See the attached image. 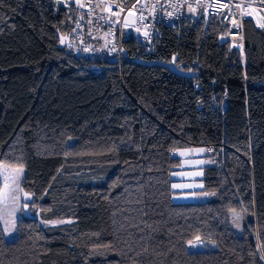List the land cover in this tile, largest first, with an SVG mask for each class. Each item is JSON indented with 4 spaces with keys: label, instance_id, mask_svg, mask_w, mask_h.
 Returning <instances> with one entry per match:
<instances>
[{
    "label": "trees",
    "instance_id": "trees-1",
    "mask_svg": "<svg viewBox=\"0 0 264 264\" xmlns=\"http://www.w3.org/2000/svg\"><path fill=\"white\" fill-rule=\"evenodd\" d=\"M82 16L0 0V163L24 167L34 196L14 240L0 223V264H264V30L244 20L242 49L189 14L152 43L125 34L119 66L58 47ZM188 147L206 148L205 201H174Z\"/></svg>",
    "mask_w": 264,
    "mask_h": 264
},
{
    "label": "built area",
    "instance_id": "built-area-1",
    "mask_svg": "<svg viewBox=\"0 0 264 264\" xmlns=\"http://www.w3.org/2000/svg\"><path fill=\"white\" fill-rule=\"evenodd\" d=\"M53 1L62 6L69 4L68 0ZM72 1L85 12V16L75 21L70 41L67 44L69 49L83 56L100 54V48L95 45L94 41L101 33L100 29L104 27L106 31L104 55L116 61L119 66L122 59V41L129 27L132 29L130 34L134 39L152 43L157 35L158 23L174 26L189 14L206 15L219 18L226 26L230 38L244 42V20L251 19L257 28L264 24V0ZM129 12L134 14V25L126 24L122 20ZM140 29L143 33L137 32ZM99 38L103 39L102 35ZM171 63L175 65V61ZM194 89H198L197 83H194ZM175 156H179L178 151Z\"/></svg>",
    "mask_w": 264,
    "mask_h": 264
},
{
    "label": "crops",
    "instance_id": "crops-1",
    "mask_svg": "<svg viewBox=\"0 0 264 264\" xmlns=\"http://www.w3.org/2000/svg\"><path fill=\"white\" fill-rule=\"evenodd\" d=\"M177 151L183 168L174 172V181L172 182L174 201H199L206 194L202 180L206 148L188 147Z\"/></svg>",
    "mask_w": 264,
    "mask_h": 264
},
{
    "label": "rangeland",
    "instance_id": "rangeland-1",
    "mask_svg": "<svg viewBox=\"0 0 264 264\" xmlns=\"http://www.w3.org/2000/svg\"><path fill=\"white\" fill-rule=\"evenodd\" d=\"M113 21L116 22V20H113ZM258 28L261 29V30H264V27H262V26L258 27ZM131 30L132 29L130 27L128 29H126V34L131 33ZM105 32H106L105 30H102V32L100 34L103 37L102 41L104 40L103 43H102V46H97L98 48H100V50H99L100 52H103L104 49H105V36H106ZM137 32L143 33V30L140 29ZM228 38H230V37L227 36V37H224L223 39L226 40ZM236 42L243 49L244 42H241V41H236ZM104 54H105V52H104ZM72 142H73V138H70L68 140V144H72ZM19 168L20 167H13V166H8V165H6L4 163H0V173H2V175H0V181L4 182L5 185L7 183V185L11 186L12 179H13L14 175L16 174V172H17V170ZM23 170L24 171H23V175H22V178H21V184H22V181L24 180L25 175H26V169L24 167H23ZM5 177H7V181H5ZM21 184H20V186H21ZM6 191H7V188H6ZM207 199H209V195L205 194V196L200 198L199 201H205ZM20 205H21V209L19 211H17L16 214H15V226L14 227L12 225L11 218H9V223L8 224H5L3 221H0L1 226H2V230H3V233H4V237H5V239L7 241H12V240H14L17 237V222H18V220L20 218L24 217V212H23V207H22V205H23L22 194H21ZM36 216L38 217L39 222L42 225H54L53 223H51L52 221H56L57 223H55V224H59V223H62V222L65 221V220L44 221V220L40 219L39 213H37V212H36ZM231 225H232V228L234 229V231L237 234L242 235L244 233V229H245L244 226L245 225H244V216H243V211L242 210H234V211L231 212ZM5 229H7V231Z\"/></svg>",
    "mask_w": 264,
    "mask_h": 264
},
{
    "label": "snow or ice",
    "instance_id": "snow-or-ice-1",
    "mask_svg": "<svg viewBox=\"0 0 264 264\" xmlns=\"http://www.w3.org/2000/svg\"><path fill=\"white\" fill-rule=\"evenodd\" d=\"M221 7H224V5H221ZM237 27H239V25H237ZM262 27H264V25H262ZM23 171V167H20L12 179L11 186L6 183L5 186L7 191H0V221L8 224L9 218H11L13 227L15 226V214L21 209V194H23V199L25 201L31 200L33 195L24 192L23 188L20 186ZM0 175H2V173H0ZM5 181H7V177H5ZM22 207L26 209L28 204L24 203ZM51 223L55 224L57 222L52 221ZM5 230L7 231V229Z\"/></svg>",
    "mask_w": 264,
    "mask_h": 264
},
{
    "label": "water",
    "instance_id": "water-1",
    "mask_svg": "<svg viewBox=\"0 0 264 264\" xmlns=\"http://www.w3.org/2000/svg\"><path fill=\"white\" fill-rule=\"evenodd\" d=\"M68 3L69 4H73V1L72 0H68ZM122 20L126 24H132V25L135 24L134 14L132 12L127 13L123 17ZM57 36H58V39H59L58 47H64L70 41V36L61 34L59 30H57ZM160 64L162 66L170 69L173 73H175V74H177V75H179L181 77L191 78V77L198 76V72L197 71H194V70H190V71L183 70V69L178 68L176 65H174L172 63H160ZM23 190H24V192H27L25 189H23ZM27 193H29V192H27ZM33 199H34V196L32 195L31 200L25 201L23 199V194H22L23 204L24 203L28 204V207L26 209L23 208V212H24V217L25 218H32L33 217V214H32V211H31V206H32Z\"/></svg>",
    "mask_w": 264,
    "mask_h": 264
},
{
    "label": "bare ground",
    "instance_id": "bare-ground-1",
    "mask_svg": "<svg viewBox=\"0 0 264 264\" xmlns=\"http://www.w3.org/2000/svg\"><path fill=\"white\" fill-rule=\"evenodd\" d=\"M85 13V12H84ZM169 26V25H168ZM132 36V35H131ZM144 42V41H143ZM102 51V50H101Z\"/></svg>",
    "mask_w": 264,
    "mask_h": 264
}]
</instances>
